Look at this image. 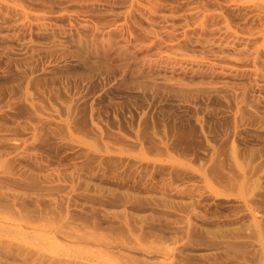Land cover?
I'll return each mask as SVG.
<instances>
[{"label": "rangeland", "instance_id": "1", "mask_svg": "<svg viewBox=\"0 0 264 264\" xmlns=\"http://www.w3.org/2000/svg\"><path fill=\"white\" fill-rule=\"evenodd\" d=\"M0 264H264V0H0Z\"/></svg>", "mask_w": 264, "mask_h": 264}]
</instances>
